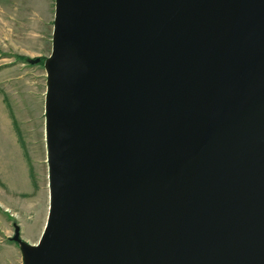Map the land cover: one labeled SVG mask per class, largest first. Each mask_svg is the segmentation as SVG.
Returning <instances> with one entry per match:
<instances>
[{
	"label": "water",
	"instance_id": "obj_1",
	"mask_svg": "<svg viewBox=\"0 0 264 264\" xmlns=\"http://www.w3.org/2000/svg\"><path fill=\"white\" fill-rule=\"evenodd\" d=\"M44 66L22 264H264V0H55Z\"/></svg>",
	"mask_w": 264,
	"mask_h": 264
},
{
	"label": "rangeland",
	"instance_id": "obj_2",
	"mask_svg": "<svg viewBox=\"0 0 264 264\" xmlns=\"http://www.w3.org/2000/svg\"><path fill=\"white\" fill-rule=\"evenodd\" d=\"M54 17L55 0H0V264L23 263L16 225L36 244L48 219L44 62Z\"/></svg>",
	"mask_w": 264,
	"mask_h": 264
}]
</instances>
